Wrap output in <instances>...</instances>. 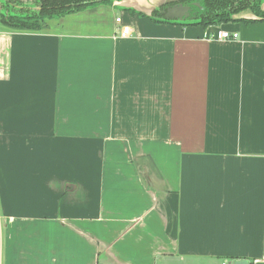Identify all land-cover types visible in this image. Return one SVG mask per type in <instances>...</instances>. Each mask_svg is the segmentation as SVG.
Returning a JSON list of instances; mask_svg holds the SVG:
<instances>
[{
  "label": "crops",
  "instance_id": "obj_1",
  "mask_svg": "<svg viewBox=\"0 0 264 264\" xmlns=\"http://www.w3.org/2000/svg\"><path fill=\"white\" fill-rule=\"evenodd\" d=\"M161 1L0 23V264H264V22Z\"/></svg>",
  "mask_w": 264,
  "mask_h": 264
},
{
  "label": "trees",
  "instance_id": "obj_2",
  "mask_svg": "<svg viewBox=\"0 0 264 264\" xmlns=\"http://www.w3.org/2000/svg\"><path fill=\"white\" fill-rule=\"evenodd\" d=\"M112 0H46L44 6L41 7L37 15H29L27 19H21L20 15H13L12 17H18L15 20L2 19L1 24L17 30H40L45 26V18L60 17L66 13L76 12L92 6L99 2H111ZM247 0H191L187 4L191 5L192 15L194 16L191 25H199L203 28L208 26L220 25L221 22L235 21L237 15L248 11L256 15L258 19L244 18V22H264V11L260 8V4L264 0H248V5L244 7V3ZM193 2H199L202 8L192 5ZM166 4L154 9L150 16L147 18L169 22L164 19L157 18L154 13H158ZM131 13L140 12L129 9ZM26 16H23V18ZM146 17V16H145ZM234 17V18H233ZM185 25V24H181Z\"/></svg>",
  "mask_w": 264,
  "mask_h": 264
},
{
  "label": "flooded vegetation",
  "instance_id": "obj_3",
  "mask_svg": "<svg viewBox=\"0 0 264 264\" xmlns=\"http://www.w3.org/2000/svg\"><path fill=\"white\" fill-rule=\"evenodd\" d=\"M45 1L46 0H0V21L2 19L15 20L18 18V17H12L13 15H20V16H22V17H19L21 19H27L29 15H32V16L37 15V13L40 11L41 7L44 6ZM113 1H115V0H112L110 3H112ZM189 1H191V0H179V3L187 4ZM195 3H198V5H196ZM173 4L174 3L166 4L164 6V8H162L158 13L153 12V14H156L155 16L157 18L165 20L166 19L165 14L167 12V8L171 7ZM262 4L263 3L260 4V8H262ZM193 5L197 6L200 9L202 8V6L199 4V2H193ZM246 5H248V0H247V2L245 1L244 7ZM152 11L150 13H152ZM243 13H250L249 14V15H251L250 18L257 17L256 15H254L248 11H245ZM135 14L140 15L139 13H135ZM23 16H26V17L23 18ZM191 16L192 17L187 18V20H189V21L193 20L194 16L192 14H191ZM53 18L54 17L45 18V22L47 20L53 19ZM233 21L221 22V24H225V23H229V22H233ZM235 21H244V18H238V19H235Z\"/></svg>",
  "mask_w": 264,
  "mask_h": 264
},
{
  "label": "water",
  "instance_id": "obj_4",
  "mask_svg": "<svg viewBox=\"0 0 264 264\" xmlns=\"http://www.w3.org/2000/svg\"><path fill=\"white\" fill-rule=\"evenodd\" d=\"M170 3H174L171 7L167 8V12H166V16H165V20L170 21V22H175L178 24H185V25H191L193 22H191V20H187V18L192 17L191 14L192 13V8L190 4H183V3H179V0H163L160 3H158L157 5L154 6L153 9L158 8L161 5L164 4H170ZM196 5H198V3H195ZM194 4V5H195ZM193 5V4H192ZM135 10L136 12H140L142 13L144 16L148 17L150 16L151 13H143L141 11H139L138 9L129 7L127 8ZM262 10L264 11V9L262 8ZM250 13H241L239 15L236 16V18H248V19H258L257 17L255 18H250L251 15H249ZM234 264H248V261L246 259H239L236 260L234 262Z\"/></svg>",
  "mask_w": 264,
  "mask_h": 264
},
{
  "label": "rangeland",
  "instance_id": "obj_5",
  "mask_svg": "<svg viewBox=\"0 0 264 264\" xmlns=\"http://www.w3.org/2000/svg\"><path fill=\"white\" fill-rule=\"evenodd\" d=\"M94 6H98V8L102 10L104 7L109 8L110 2H99V3H96L92 6H90V7H94ZM106 10L107 9H105V11ZM102 11L104 12V10H102ZM71 13H73V12H71ZM66 14H68V13H66ZM66 14L63 16H66ZM74 16H76L75 19H73L71 22L64 23L66 25H63L61 27L64 29L67 28V29H72V30H85V31L94 30L95 31L94 24H96L99 21L105 20L104 16H100V15H94L93 16V14L81 15V13H79V15H74ZM82 16L84 17V19H82ZM57 18H59V17H54V20H57ZM106 20L110 21L111 19L107 18ZM97 25H95V26L98 28ZM69 26H71V28H68ZM53 29L54 28H51V30H53Z\"/></svg>",
  "mask_w": 264,
  "mask_h": 264
},
{
  "label": "built area",
  "instance_id": "obj_6",
  "mask_svg": "<svg viewBox=\"0 0 264 264\" xmlns=\"http://www.w3.org/2000/svg\"><path fill=\"white\" fill-rule=\"evenodd\" d=\"M115 21L120 24L117 33L121 37H127L131 34V26L122 22L121 17H116ZM213 36L218 40H234L238 37L237 32H229L226 30H218ZM260 259H252L251 264H260Z\"/></svg>",
  "mask_w": 264,
  "mask_h": 264
}]
</instances>
